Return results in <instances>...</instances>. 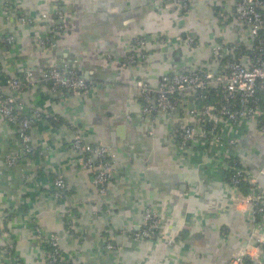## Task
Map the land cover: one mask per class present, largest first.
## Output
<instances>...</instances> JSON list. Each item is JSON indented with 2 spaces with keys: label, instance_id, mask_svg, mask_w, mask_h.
Wrapping results in <instances>:
<instances>
[{
  "label": "crops",
  "instance_id": "1",
  "mask_svg": "<svg viewBox=\"0 0 264 264\" xmlns=\"http://www.w3.org/2000/svg\"><path fill=\"white\" fill-rule=\"evenodd\" d=\"M191 3L186 13L174 0H0V83L31 69L36 84L24 86L20 98L43 112L31 128L34 154L11 165L22 149L0 114V264H48L49 235L60 239L63 264L71 256L81 264H228L256 242L253 218L232 203L235 189L222 174L197 149L181 154L169 142L170 125L190 120L141 119L136 81L144 71L155 86L166 74L214 69L210 50L244 35L232 19L235 0ZM223 14L230 19L222 26ZM21 15L37 23H23ZM52 28L59 30L50 45H39ZM155 35L168 44L152 52L144 71L124 64L136 38ZM191 36L200 50L188 46ZM76 59L94 78L87 92L41 82L55 66L76 70L68 68ZM231 133L240 161L254 173L264 168V133L247 122ZM76 134L119 162L104 198L93 184L95 170L73 150ZM57 178L68 184L60 196L52 188ZM259 184L264 190V176ZM148 208L160 217L159 238L136 240Z\"/></svg>",
  "mask_w": 264,
  "mask_h": 264
},
{
  "label": "built area",
  "instance_id": "2",
  "mask_svg": "<svg viewBox=\"0 0 264 264\" xmlns=\"http://www.w3.org/2000/svg\"><path fill=\"white\" fill-rule=\"evenodd\" d=\"M184 12L192 10L191 0H174ZM62 17L61 12H56ZM48 15L40 20L45 22ZM229 15H222L228 21ZM232 19L243 29L244 35L235 41L217 44L210 50V62L214 69L198 68L177 71L160 77L153 86L146 79L144 65L149 62L152 52L160 46L167 45L168 40L160 35L143 36L133 41V52L124 60L125 65H141L143 73L136 81V88L142 101L141 119L157 122L160 118L177 115L180 119L190 120L185 124L170 125L169 142L182 154L189 150H198L207 165L219 173H233L231 186L235 195L230 197L232 203L242 212L253 218L252 238L245 247L235 254L228 264H244L245 259L252 264H264V190L259 182L264 176V168L254 173L238 156L239 139L231 132L247 122L264 133V0H235ZM23 23H37L34 18L21 15ZM59 28L49 29L48 35L41 39L39 45H50L51 36ZM12 41V37L8 39ZM192 50H200L196 37L188 39ZM21 78H9L0 83V114L15 127L17 140L22 152L11 157L9 165L18 158L34 154L31 128L43 119V112L28 106L20 98V92L26 85H35L34 73L25 69ZM42 83H53L55 91L68 93H85L90 84L79 76L76 70L58 71L55 67L46 71ZM9 91V93H7ZM218 94V103H198L207 97L206 92ZM262 93L263 95H261ZM195 100L191 102L190 98ZM190 103L194 104L190 111ZM153 134V132H151ZM73 150L85 155V166L94 169L93 184L100 198L107 195L108 188L119 169V162L110 149L92 144L80 134L72 141ZM239 165V167H238ZM247 184L250 189L244 194L239 185ZM56 196L68 189L63 178L53 183ZM259 218V220H258ZM36 227V226H35ZM161 220L159 215L148 208L144 213V226L135 234L136 240H157L160 235ZM39 235H43L37 226ZM52 250L48 264H63L64 256L60 239L55 235L47 236ZM173 244L175 238H169ZM107 250H113L111 244ZM68 258V257H67ZM69 264H81L73 256ZM3 264V263H1Z\"/></svg>",
  "mask_w": 264,
  "mask_h": 264
},
{
  "label": "trees",
  "instance_id": "3",
  "mask_svg": "<svg viewBox=\"0 0 264 264\" xmlns=\"http://www.w3.org/2000/svg\"><path fill=\"white\" fill-rule=\"evenodd\" d=\"M89 83V82H88ZM90 84V83H89ZM261 95H263L262 93H260ZM207 98L206 99H204L203 101H199L198 100V103H200V102H202V103H218L219 101H220V96L218 95V94H215L214 93V95H212L211 93H209L208 91L204 94ZM264 96V95H263ZM36 124V123H35ZM34 124V125H35ZM238 167H239V165H238ZM232 175H233V173H223L222 174V176H223V178H224V181H226L228 184H231V178H232ZM239 187V189L240 190H242V192L244 193V194H248L249 192V189H250V187L247 185V184H242V185H239L238 186ZM49 250L51 251L52 250V248H51V246H49ZM244 264H252L251 263V261H249L248 259H245V262H244Z\"/></svg>",
  "mask_w": 264,
  "mask_h": 264
},
{
  "label": "water",
  "instance_id": "4",
  "mask_svg": "<svg viewBox=\"0 0 264 264\" xmlns=\"http://www.w3.org/2000/svg\"><path fill=\"white\" fill-rule=\"evenodd\" d=\"M54 44H55V42H54ZM73 60V59H72ZM71 60V62L68 64V68H75L76 70H77V73L79 74V76L81 77V78H83L84 80H86V81H94V78L93 77H91V75H89L88 73V71H86L85 69H83L81 66H77L76 64H74V62L76 61L77 62V59L76 60H74V61H72ZM55 68L58 70V71H61L62 69L60 68V67H58V66H55ZM66 72H68V69H67V71ZM50 86L51 85H53V83L52 82H49L48 83ZM190 100H191V102H193L194 100H195V97L194 96H192L191 98H190ZM193 108H194V104L193 103H190V105H189V109H190V111L191 110H193Z\"/></svg>",
  "mask_w": 264,
  "mask_h": 264
}]
</instances>
